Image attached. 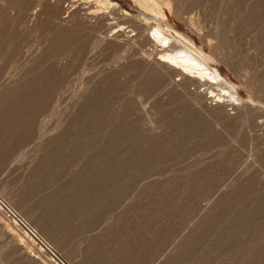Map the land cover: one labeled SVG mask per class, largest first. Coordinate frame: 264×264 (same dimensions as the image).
Segmentation results:
<instances>
[{
	"label": "rangeland",
	"instance_id": "374dc122",
	"mask_svg": "<svg viewBox=\"0 0 264 264\" xmlns=\"http://www.w3.org/2000/svg\"><path fill=\"white\" fill-rule=\"evenodd\" d=\"M112 1L0 0V264H264V0Z\"/></svg>",
	"mask_w": 264,
	"mask_h": 264
},
{
	"label": "bare ground",
	"instance_id": "6f19581e",
	"mask_svg": "<svg viewBox=\"0 0 264 264\" xmlns=\"http://www.w3.org/2000/svg\"><path fill=\"white\" fill-rule=\"evenodd\" d=\"M141 1H144V3L148 4V3L152 2L153 0H141ZM97 2L100 3V4L107 5L106 8L110 7L111 5H114V2L112 0H97ZM92 7L90 6V8H92ZM100 7H98L99 10H100ZM104 7H101V9L104 8ZM113 7H115V5ZM154 7L156 8L155 5H154ZM93 8H96V7H93ZM98 8L94 9V10L97 11ZM94 10H92V11H94ZM153 11H155V10H153ZM160 14L163 15V13H160ZM122 25H123V23H122ZM175 32H176V34L178 35V37L180 39H181V37L183 38V35L180 32H178V31H175ZM149 38L152 41H159L165 47V49L163 50L162 53H160V56H159L160 63L162 62L164 64H167V65L171 66V67H174L175 69H177V70L181 71L182 73H184V75L186 74L189 77H192V78H195V79L208 81V83L209 82L216 83L217 85L219 84L220 86H223V83L225 84V83L228 82L229 84H231V86H234V83L233 82H229L217 68H212L210 66V64L208 63V58L202 53L201 50L192 47V45L194 46V44H193V41H191L189 38L185 37V40H187V42L189 43V45H186V47H182L181 46V48H177V49H176V47H175V49L173 47V49H171L172 48V44L174 43V39H177V38L172 36V35H170V34H168L166 32V30L164 28H162L160 25H158V26H156L154 28L153 33L150 35ZM221 91H223V92L215 93V90H211V93L213 95H215L218 100L223 99V97H225L227 95L230 96V97H233L236 94V92H234L231 89V87L229 88L228 86L227 87H222ZM236 97L238 99V96H236Z\"/></svg>",
	"mask_w": 264,
	"mask_h": 264
},
{
	"label": "built area",
	"instance_id": "2783aa9c",
	"mask_svg": "<svg viewBox=\"0 0 264 264\" xmlns=\"http://www.w3.org/2000/svg\"><path fill=\"white\" fill-rule=\"evenodd\" d=\"M0 208L6 214V216L12 219L17 226H19L25 233L30 235L32 238L43 244L54 256L58 257L57 254L52 250L48 243L41 238L37 231L29 224V222L24 218V216L16 210L10 203L6 200L0 198Z\"/></svg>",
	"mask_w": 264,
	"mask_h": 264
}]
</instances>
